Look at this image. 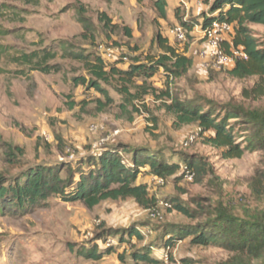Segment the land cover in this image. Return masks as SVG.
Masks as SVG:
<instances>
[{"label": "rangeland", "instance_id": "rangeland-1", "mask_svg": "<svg viewBox=\"0 0 264 264\" xmlns=\"http://www.w3.org/2000/svg\"><path fill=\"white\" fill-rule=\"evenodd\" d=\"M156 1L0 0V178L13 182L31 168L67 164L78 170L76 183L80 171L95 169L89 163L108 148L121 151L126 164L133 150L143 149L167 165L200 161L206 168L192 180L179 179V171L166 178L164 186L157 184L149 167L142 168L138 184L148 186L156 203L151 208L126 199L107 200L89 209L59 196L24 216L10 208L0 214V264H134L133 252L144 246L154 251L152 257L173 258L162 259L164 264H264V257L250 260L239 252L194 245L192 237L178 241L171 251L165 246L174 228H194L218 218L236 229L263 221L264 152L223 159L221 150L206 143L212 132L201 135L197 124L178 127L168 109L172 101L164 93L194 100L220 119L243 110L239 120L229 122L243 147L249 134L264 133V97L250 95L257 78L240 80L229 69L206 68L199 55L206 45L203 41L194 45L187 30L186 42L175 39L172 30L183 27L181 21L193 22L201 15L190 0H171L166 19ZM249 28L264 45V26ZM158 35L191 58L192 67L183 77L168 79L161 70L147 85L136 79L128 94L123 92L125 85L114 79L101 86L111 103L102 93L74 82L88 76L76 54L99 55V47L108 46L116 51V61L127 59L120 66L126 69L136 60L162 54ZM34 52L40 58L55 53L48 64L56 71L34 70L36 63L21 59ZM128 95L134 97L132 103L126 101ZM115 131L119 136L97 151L95 145ZM191 137L194 142L187 146ZM67 168L61 166L62 178L70 176ZM164 203L172 208L165 209ZM176 205L189 209L195 218L179 213ZM154 210L160 217L152 216ZM129 229H136L142 239L130 238ZM93 246L113 251L100 260L88 259L85 252Z\"/></svg>", "mask_w": 264, "mask_h": 264}, {"label": "trees", "instance_id": "trees-1", "mask_svg": "<svg viewBox=\"0 0 264 264\" xmlns=\"http://www.w3.org/2000/svg\"><path fill=\"white\" fill-rule=\"evenodd\" d=\"M203 5L208 6V11H203L195 21L182 22L184 29L191 33L196 26L202 29L212 25L213 22L227 23L232 26L233 33L225 43L227 52L230 47L242 48L247 60H238L230 68V75L236 79L255 77L257 83L250 92L251 96L258 99L264 97V45L260 43L249 28V25L264 26V0H202ZM167 0H157L156 8L161 18H167ZM107 20V19H106ZM157 43L162 50L158 57L147 56L145 61L136 60L126 69L123 60L113 63L105 62L100 55L76 54L74 58L84 63L87 68V77H79L74 80L76 84H84L104 95L108 102H113L102 85H110L115 79L123 85L124 93L128 94V86L133 85L136 79H142L147 85L161 70L168 79L180 78L188 73L192 67L191 58L179 54L171 46L167 39L161 35L157 37ZM38 52L22 56V60L29 65L36 63L34 70L44 73L56 71L55 66L48 64L56 58L55 53L46 52L42 58ZM38 57L43 61L39 62ZM164 96L172 101L168 108L175 116L178 127L197 124L201 129V135L213 133L208 136L206 143L211 147L221 150L223 159H238L245 153L256 151L264 152V133L249 134L246 146L243 147L236 141L233 127L229 122L239 120L244 111L236 109L226 114L225 118H218L211 110L194 100L181 101L169 92ZM134 97L128 95L126 101L132 103ZM124 107V106H122ZM264 128V126H263ZM119 150L105 149L97 159L89 163V167L95 169L89 172L80 171L78 182H74V174L78 170L67 168V164L56 167H35L29 169L23 179L10 182L0 178V214L11 208L10 211L20 215H27L37 208L42 207L50 197L59 196L65 202H81L87 208L93 209L107 200L133 199L144 208L154 206L155 199L150 195L147 185L138 184V178L142 168L149 167L151 173L157 177L168 178L176 175L185 179L189 171L193 178L203 174L205 169L200 161H191L184 166L179 164L167 165L151 151L135 149L132 151V160L126 164L119 156ZM62 169H69L70 176L62 178ZM187 168V170L185 169ZM172 205V204H171ZM175 209L189 217L195 218L191 211L182 205H176ZM224 219L218 218L199 224L198 226L174 228L173 234L166 241L165 246L173 250L178 241L192 237L191 243L199 246H214L229 252H239L250 260L264 257V220L260 223H245L235 228V224H227ZM118 235V234H117ZM127 235L142 239L136 229H129ZM169 237V236H168ZM120 242L123 237L120 236ZM113 247L103 252L97 246L85 252L88 259L100 260L105 254H111ZM154 251L147 246L133 252L134 264H164L160 258L152 257ZM170 259H173L169 256Z\"/></svg>", "mask_w": 264, "mask_h": 264}, {"label": "built area", "instance_id": "built-area-1", "mask_svg": "<svg viewBox=\"0 0 264 264\" xmlns=\"http://www.w3.org/2000/svg\"><path fill=\"white\" fill-rule=\"evenodd\" d=\"M198 4H202V0H196ZM202 34V40L206 45V48L200 52V57L204 61L206 68H209L213 71H220L225 69L232 68L238 60H247L248 57L242 48L230 47V51L227 52L225 43L229 39L230 35L233 33V28L227 23L213 22L212 25L208 26L205 29H202L200 26H196ZM172 35L180 42L187 41V31L182 26H176L172 30ZM99 55L105 62H115L116 61V51L108 46L99 47ZM120 60H127L121 58ZM119 61V60H117ZM92 130H95V127H92ZM120 132L115 131L109 138H104L100 140L95 147L97 151H101L104 145H106L112 137L119 136ZM194 142V137H191L187 140L186 145L189 146ZM124 162V160H123ZM125 163V162H124ZM187 170V168H185ZM193 175L187 171L185 180H192ZM159 186H164L166 181L164 178L156 177L155 178ZM165 209H171L172 205L169 203L162 204ZM153 217H160V214L155 210L152 213ZM163 260L168 261L169 255L165 254L162 256Z\"/></svg>", "mask_w": 264, "mask_h": 264}, {"label": "crops", "instance_id": "crops-1", "mask_svg": "<svg viewBox=\"0 0 264 264\" xmlns=\"http://www.w3.org/2000/svg\"><path fill=\"white\" fill-rule=\"evenodd\" d=\"M170 1L171 0H167V2H168V5H169V3H170ZM191 2H192V4H191V6H193L194 8L196 7V8H198V12H200V14H202V12L203 11H208V9H209V7L208 6H205V5H203V4H198L197 2L194 4L193 2H195V1H192V0H190ZM195 8V9H196ZM191 35L194 37V45H197V44H199V42H202L203 40H202V34H201V32L199 31V30H197V28H194V30L191 32ZM201 51V50H200ZM201 58V57H200ZM202 59V58H201Z\"/></svg>", "mask_w": 264, "mask_h": 264}]
</instances>
